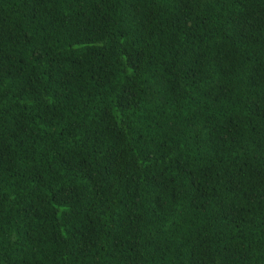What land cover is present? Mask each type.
<instances>
[{
	"label": "trees",
	"instance_id": "trees-1",
	"mask_svg": "<svg viewBox=\"0 0 264 264\" xmlns=\"http://www.w3.org/2000/svg\"><path fill=\"white\" fill-rule=\"evenodd\" d=\"M0 264H264V0H0Z\"/></svg>",
	"mask_w": 264,
	"mask_h": 264
}]
</instances>
